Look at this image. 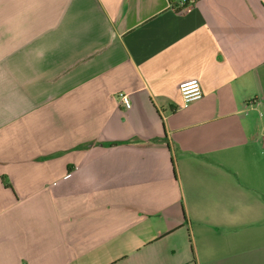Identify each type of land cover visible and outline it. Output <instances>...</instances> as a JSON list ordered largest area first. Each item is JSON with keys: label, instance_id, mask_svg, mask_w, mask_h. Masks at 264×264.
Returning <instances> with one entry per match:
<instances>
[{"label": "crops", "instance_id": "0c3cea01", "mask_svg": "<svg viewBox=\"0 0 264 264\" xmlns=\"http://www.w3.org/2000/svg\"><path fill=\"white\" fill-rule=\"evenodd\" d=\"M188 2L0 0V264H264V0Z\"/></svg>", "mask_w": 264, "mask_h": 264}, {"label": "built area", "instance_id": "2783aa9c", "mask_svg": "<svg viewBox=\"0 0 264 264\" xmlns=\"http://www.w3.org/2000/svg\"><path fill=\"white\" fill-rule=\"evenodd\" d=\"M203 90L202 87L199 83H191V84H186L183 85L180 88V95L182 98V107L186 108L188 107L192 102L200 100L203 97ZM118 98L120 101V104L125 108V109H130L131 108V100L129 96L126 93L120 92L118 94Z\"/></svg>", "mask_w": 264, "mask_h": 264}, {"label": "rangeland", "instance_id": "374dc122", "mask_svg": "<svg viewBox=\"0 0 264 264\" xmlns=\"http://www.w3.org/2000/svg\"><path fill=\"white\" fill-rule=\"evenodd\" d=\"M256 175L257 176V181H261V182H264V171L262 170H258V169H252V177ZM226 179H229V177H227ZM252 189L253 190H262L264 191V185L262 184V187L260 188H255L253 185H252ZM264 193V192H262Z\"/></svg>", "mask_w": 264, "mask_h": 264}, {"label": "trees", "instance_id": "16d2710c", "mask_svg": "<svg viewBox=\"0 0 264 264\" xmlns=\"http://www.w3.org/2000/svg\"><path fill=\"white\" fill-rule=\"evenodd\" d=\"M173 7H175L176 5H178L179 0L176 2V0H170ZM183 2V5H181L180 7L178 6L177 10H181L182 8H185L186 6H188V0H181ZM6 187L8 188H12V186L10 184L6 183Z\"/></svg>", "mask_w": 264, "mask_h": 264}]
</instances>
